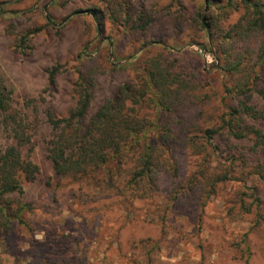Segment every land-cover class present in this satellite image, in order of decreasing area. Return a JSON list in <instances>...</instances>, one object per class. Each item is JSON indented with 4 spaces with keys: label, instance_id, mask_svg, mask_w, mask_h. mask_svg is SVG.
I'll return each mask as SVG.
<instances>
[{
    "label": "rangeland",
    "instance_id": "obj_1",
    "mask_svg": "<svg viewBox=\"0 0 264 264\" xmlns=\"http://www.w3.org/2000/svg\"><path fill=\"white\" fill-rule=\"evenodd\" d=\"M0 2L6 11L0 13V75L17 99L42 95L67 114L83 75L95 81L93 114L120 84L140 80L158 60L186 85L178 110L164 116L171 129L198 137L225 111L226 78L211 70L214 57L202 47L209 40L200 16L210 14L203 0ZM90 9L102 18L101 33ZM139 11L149 21L145 30L134 28L143 23ZM241 14L232 11L223 22L232 25ZM22 34L30 36L18 47ZM57 64L60 73L49 88L48 70ZM256 123L264 129V120ZM178 153L185 178L164 177L153 197L132 200L96 178L57 174L38 143L31 157L39 173L24 182V198L33 205L30 226H14L0 240V257L7 264H264V195L258 213L252 181L228 180L203 196L206 181L198 178L187 197L177 198V186L189 184V167L197 169L205 152L180 147ZM212 164L225 173L224 156Z\"/></svg>",
    "mask_w": 264,
    "mask_h": 264
},
{
    "label": "trees",
    "instance_id": "obj_2",
    "mask_svg": "<svg viewBox=\"0 0 264 264\" xmlns=\"http://www.w3.org/2000/svg\"><path fill=\"white\" fill-rule=\"evenodd\" d=\"M203 1L210 14L200 16L209 40L208 47H202L214 57L211 70L226 79L222 98L225 111L201 136L176 132L164 123L165 115L178 110L186 85H181L172 67L158 60H152L140 80L120 84L93 114L92 78L80 75L74 88L75 106L60 114L54 105L45 104L42 95L17 99L0 75V240L6 241L14 226H30L26 216L33 205L24 198V182L35 180L39 173L31 157L38 143L57 174L96 178L104 188L132 200L153 197L164 177L185 178L178 158L180 147L190 148L192 155L205 152L200 154L197 169L190 165L186 175L189 184L177 186V198L187 197L198 178L206 181L203 196L205 192L207 196L216 194L219 183L243 179L246 184L250 180L260 212L264 129L256 122L264 120V0ZM2 4L0 13H5ZM237 10H242L241 16L227 26L226 15ZM90 14L101 33L99 12L90 9ZM142 15L139 11L143 23L134 28L145 30L149 21ZM29 36L22 34L17 46L25 47ZM60 68L57 64L48 70L49 88L55 85ZM144 109L147 113L141 114ZM217 155L227 160L225 173H219L212 164ZM0 264H7L2 257Z\"/></svg>",
    "mask_w": 264,
    "mask_h": 264
}]
</instances>
